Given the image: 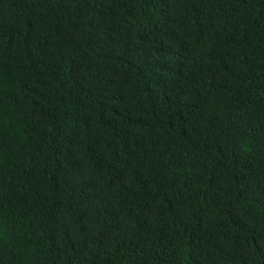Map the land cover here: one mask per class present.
Here are the masks:
<instances>
[{
    "label": "trees",
    "instance_id": "obj_1",
    "mask_svg": "<svg viewBox=\"0 0 264 264\" xmlns=\"http://www.w3.org/2000/svg\"><path fill=\"white\" fill-rule=\"evenodd\" d=\"M0 264H264V0H0Z\"/></svg>",
    "mask_w": 264,
    "mask_h": 264
}]
</instances>
